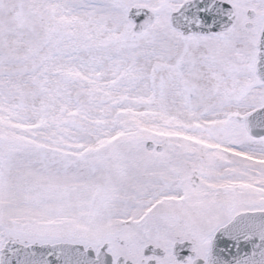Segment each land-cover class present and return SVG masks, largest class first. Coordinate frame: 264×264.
Masks as SVG:
<instances>
[{"label":"snow or ice","instance_id":"1","mask_svg":"<svg viewBox=\"0 0 264 264\" xmlns=\"http://www.w3.org/2000/svg\"><path fill=\"white\" fill-rule=\"evenodd\" d=\"M0 264H264V0H0Z\"/></svg>","mask_w":264,"mask_h":264}]
</instances>
